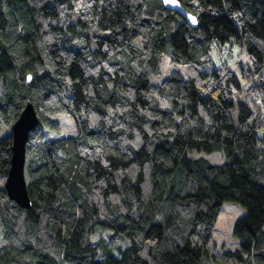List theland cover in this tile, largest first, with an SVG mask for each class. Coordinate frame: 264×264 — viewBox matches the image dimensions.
Returning <instances> with one entry per match:
<instances>
[{
    "label": "trees",
    "instance_id": "trees-1",
    "mask_svg": "<svg viewBox=\"0 0 264 264\" xmlns=\"http://www.w3.org/2000/svg\"><path fill=\"white\" fill-rule=\"evenodd\" d=\"M178 2L196 27L161 0H0V129L27 102L38 115L30 209L0 186V264H264V0ZM214 44L251 71L245 58L239 76L213 67ZM163 56L186 76L151 85ZM11 144L0 139L3 180ZM202 152L225 161L190 156ZM224 202L244 213L238 247L217 252Z\"/></svg>",
    "mask_w": 264,
    "mask_h": 264
},
{
    "label": "rangeland",
    "instance_id": "rangeland-1",
    "mask_svg": "<svg viewBox=\"0 0 264 264\" xmlns=\"http://www.w3.org/2000/svg\"><path fill=\"white\" fill-rule=\"evenodd\" d=\"M135 45H139L138 42H135ZM237 53H239V50L237 47L232 49V52L230 54H234V58L232 61H230V54L228 56V52L225 51L222 53V55L219 57L217 53V47L216 45H212L211 48V61L213 67H218L219 60L224 59L229 63L230 69L239 76L238 68L235 63V61L239 58H243V55L237 56ZM236 59V60H235ZM208 71H210L209 67H206ZM172 72H178L182 76H186L187 68L183 65L172 63L167 57L163 56L162 61L160 64V73L157 76L150 77L149 81L151 85H157L160 82H162L164 79L168 78L169 75ZM241 85L244 87V80L239 77ZM231 116L234 122L237 121V109L235 108L231 111ZM54 120L57 121L59 124V127L61 131L66 136H74L76 135V129L73 123V120L70 116L65 114H59L56 115ZM90 126L92 128L97 127V124L92 116H90ZM11 132V125L5 126L2 129H0V139L6 137ZM202 156L204 157L208 162L212 164H220L224 163L225 158L222 152H214V153H199V154H191V157L194 156ZM4 185V180L0 178V186ZM244 213V209L232 202H224L222 203L218 217L216 219L212 236L214 240L217 242V252L222 251L223 248H229L234 249L238 247V240L232 235V228L237 218H239ZM111 234L110 230H104L102 231V235L104 237H108Z\"/></svg>",
    "mask_w": 264,
    "mask_h": 264
},
{
    "label": "water",
    "instance_id": "water-1",
    "mask_svg": "<svg viewBox=\"0 0 264 264\" xmlns=\"http://www.w3.org/2000/svg\"><path fill=\"white\" fill-rule=\"evenodd\" d=\"M163 5L181 15L191 27L197 26L196 17L186 12L178 0H161ZM30 77L28 76V81ZM38 115L31 102H27L18 118L11 124V158L10 166L4 179L3 188L8 198L19 207L30 209L25 178L26 144L29 133L37 126Z\"/></svg>",
    "mask_w": 264,
    "mask_h": 264
},
{
    "label": "built area",
    "instance_id": "built-area-1",
    "mask_svg": "<svg viewBox=\"0 0 264 264\" xmlns=\"http://www.w3.org/2000/svg\"><path fill=\"white\" fill-rule=\"evenodd\" d=\"M241 55H243V58H245V62H244V64H243V68H244V70L246 69V70H248V71H245V72H248L249 73V70H250V62H249V60L247 59V56H246V54L242 51V52H239V53H237V56H241ZM233 58H234V54H230V60H233ZM251 71V70H250ZM251 80H252V83H254L255 82V75H253V73H251ZM253 99H254V101H255V103H262V96H261V94H259V93H256L254 96H253Z\"/></svg>",
    "mask_w": 264,
    "mask_h": 264
}]
</instances>
